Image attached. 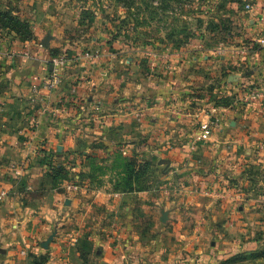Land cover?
I'll return each instance as SVG.
<instances>
[{"label": "crops", "instance_id": "0c3cea01", "mask_svg": "<svg viewBox=\"0 0 264 264\" xmlns=\"http://www.w3.org/2000/svg\"><path fill=\"white\" fill-rule=\"evenodd\" d=\"M218 3L226 12L210 18L237 17L238 3ZM88 5L0 0V10L31 30L21 39L0 27V264H35L42 256L43 264H219L249 245L227 231L242 223L235 201L243 195L223 189L221 172L235 162L222 155L236 157L247 145L235 139L239 126L224 120L248 111L211 102L225 90L219 70L227 63L214 56L234 46L212 43L205 29L177 47L158 32L144 44L126 30L114 36L97 12L79 16ZM53 53L67 57L60 82L48 88ZM204 70L212 76L199 79ZM210 115L219 122L212 137L196 140ZM115 149L167 160L166 180L147 189L135 181L130 189L95 187L90 165L95 157L106 163Z\"/></svg>", "mask_w": 264, "mask_h": 264}, {"label": "rangeland", "instance_id": "374dc122", "mask_svg": "<svg viewBox=\"0 0 264 264\" xmlns=\"http://www.w3.org/2000/svg\"><path fill=\"white\" fill-rule=\"evenodd\" d=\"M230 1L238 3L236 18L224 15L217 20L210 18L226 12L224 4H217L218 0H87L88 8L81 6L82 10L78 14L85 18V16L93 15L92 11L97 12L98 18L101 20V16L104 17L105 22H110L113 30L116 31L115 33L112 31L111 34L117 36V33L126 30L125 34L134 36V39L143 44L153 40L158 32V34L161 33L165 44L170 41L173 47L186 45L194 36L202 32L200 30L205 29L207 34L212 33V37L208 38L212 43L222 48L234 46L235 50L232 52H218L214 56V61L218 62L221 61L219 56L223 55L227 63H224L225 66L220 67L219 70L222 74L221 84L225 90L219 96L216 94L211 102L212 105L220 107L242 106L248 111L245 117L237 119L229 117L224 120L227 127L232 124L239 126V130L243 133H237L235 139H240L247 145L236 150V157L230 152L222 155L223 157L232 156L235 162L230 163V166L223 168L221 172L225 179L223 189L243 195L235 201V204L242 207L239 212L242 223L240 227H233L232 230L227 231L249 245L247 247L243 245L237 252L221 258L220 263L264 264V72L261 70L264 68L262 67L264 66V47L258 42V39L264 38V11L260 7L261 0H251L252 6L249 4V8H246V4L240 0ZM71 8L68 7L69 10ZM250 19L253 24L249 23ZM83 28L86 29V27ZM246 28L249 29L247 33ZM59 54L62 53H53L51 56ZM64 55L67 57L66 54ZM229 70L234 72H230L232 75L226 78ZM207 72L211 75V70H204V72H197V76L199 79H206L210 76ZM217 78L219 80V77ZM239 78H243L244 81L238 82ZM209 86L202 87L203 93H211L212 89ZM253 90H258L262 94L256 99L249 98ZM204 121H209L213 129L219 123L215 116L210 115L199 122L198 131L200 124ZM198 134L196 140H200ZM212 135L213 131L205 140H209ZM223 154L226 153L223 152ZM139 158L140 163L150 161V165L144 171L142 180L135 181L137 188L147 189L157 181L166 180L167 160H159L157 164L156 159L151 157L147 150L138 151L137 149H133L130 155L118 149L112 150V153L106 157V160H109L106 163H100L101 158L95 157L87 174L95 187L104 185L122 189L133 188L136 177L113 181L112 176L127 177L126 163L136 162L137 164ZM219 190L216 187V191L219 192ZM209 242L208 240L206 244L209 245ZM236 256H238L237 259L232 260Z\"/></svg>", "mask_w": 264, "mask_h": 264}, {"label": "trees", "instance_id": "16d2710c", "mask_svg": "<svg viewBox=\"0 0 264 264\" xmlns=\"http://www.w3.org/2000/svg\"><path fill=\"white\" fill-rule=\"evenodd\" d=\"M0 27L9 28L10 30L17 33L21 39H29L31 37L29 24L23 20H20L17 16L10 14L8 11L0 10ZM149 162H144L141 164H136V162H127V177H122V180L131 179V177L134 176V178L136 177L134 181L138 180L140 182L142 180L141 177L144 171L147 170V167L150 165ZM237 257L238 256L234 257L232 260H236ZM44 259L45 256H42L39 261L35 262V264H43Z\"/></svg>", "mask_w": 264, "mask_h": 264}, {"label": "built area", "instance_id": "2783aa9c", "mask_svg": "<svg viewBox=\"0 0 264 264\" xmlns=\"http://www.w3.org/2000/svg\"><path fill=\"white\" fill-rule=\"evenodd\" d=\"M246 8H249V4L245 5ZM260 45L264 47V38L258 39ZM244 51V50H243ZM49 63L51 65L50 74L43 78V83L48 88H54L60 82V71L66 64V57L64 54H59L55 56H51L49 59ZM33 91L37 90V84H33ZM262 93L258 90H253L249 96V98L256 99ZM213 131V127L209 121H204L200 124L198 138L200 140L208 139Z\"/></svg>", "mask_w": 264, "mask_h": 264}, {"label": "water", "instance_id": "95a60500", "mask_svg": "<svg viewBox=\"0 0 264 264\" xmlns=\"http://www.w3.org/2000/svg\"><path fill=\"white\" fill-rule=\"evenodd\" d=\"M45 40H47V38H45ZM46 42H44L43 44H45ZM162 214H163V217L161 218V220H164V219H166L165 217H166V213L165 212H162ZM51 238H52V236H49L45 241H44V243H43V247H45V248H47V244H48V242L51 240Z\"/></svg>", "mask_w": 264, "mask_h": 264}]
</instances>
